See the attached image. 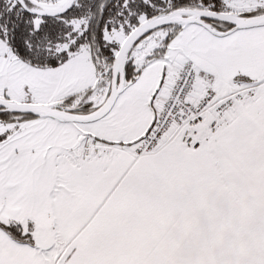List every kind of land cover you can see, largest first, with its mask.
<instances>
[{"label": "snow or ice", "instance_id": "6c2138e0", "mask_svg": "<svg viewBox=\"0 0 264 264\" xmlns=\"http://www.w3.org/2000/svg\"><path fill=\"white\" fill-rule=\"evenodd\" d=\"M0 264H264V0H0Z\"/></svg>", "mask_w": 264, "mask_h": 264}]
</instances>
